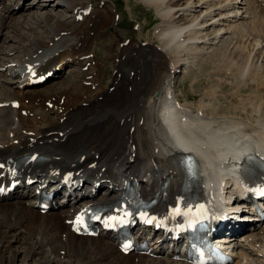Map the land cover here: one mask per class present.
<instances>
[{
  "label": "bare ground",
  "instance_id": "1",
  "mask_svg": "<svg viewBox=\"0 0 264 264\" xmlns=\"http://www.w3.org/2000/svg\"><path fill=\"white\" fill-rule=\"evenodd\" d=\"M143 1L154 7L161 19L154 35L159 40L157 47L161 52L166 51L165 58L156 57L154 49L150 51L142 46L136 48V44L132 48L131 45H123L121 55L124 57L114 65L117 71L114 76H110L111 81L108 79L109 82H106L105 76L101 75L100 64L93 65V59L90 58H79L87 54L95 42L107 46L102 38L110 24L104 22L111 20L112 15L107 8L99 9V6H105L104 3L98 0L92 4V10L83 16V20L93 23L90 27L66 29L64 20H61V24L56 21L57 32L47 41L36 43L35 55L42 53L38 60L41 63L39 68L42 71L56 68L63 59L66 62L70 54L76 53L78 57L71 59L80 65V69L71 70L69 80L64 82L65 86L48 90L14 92L4 82H0V102L21 98L27 103L24 109L29 111L27 116L17 113L18 126L6 128L5 133L0 135V143L7 145L0 149V154L41 151L55 160L54 164L48 166V171H57L59 166H64L61 171L72 170L76 178H82L88 184L90 180L100 182L99 188L115 185L120 177H136L141 181L142 192L151 196L158 178L168 177L171 191L179 186L183 176L175 165L178 155L183 151L195 152L205 173L211 177L217 176L218 190L222 189L221 194L217 192V197L229 209L238 203L236 196L229 199L232 194L228 187L236 155L250 150L253 144L264 147V70H261L262 62L259 61L260 57L264 59V15L257 13L261 12L257 6L253 3L246 5L244 0ZM87 6L88 3L76 4L72 8L83 10ZM17 10L20 7L8 8L12 19H19L14 18L16 14H13ZM30 16L39 22L44 20L42 17ZM250 26L257 29L254 40H250L253 38L249 32ZM209 27L212 28V36L208 34ZM227 32L237 36L234 47L241 53L236 60L227 54L229 65L225 63L229 70L228 82L234 86L233 96L238 97V100H230L229 114H219L220 110L211 107L213 104L206 101H201L194 111L176 94V75L181 71L180 67L187 63L186 54L199 49L198 42L210 43ZM247 32L249 36L245 35ZM248 40L251 42L247 43ZM133 55H136L135 58ZM22 70L18 65L7 67L10 74L19 78ZM57 72H60V66ZM88 81L100 85L97 95L89 94ZM214 91L207 92L208 100L210 97L216 99L217 92ZM47 105H50L47 110L54 116L38 110L37 106L46 108ZM211 109L214 111L209 113ZM0 118V122L13 123L12 116L4 108H0ZM29 130L33 131L31 135L25 133ZM14 139H18L19 143L13 144ZM17 196V202L0 205L1 262L5 249L12 241L9 235H12L15 240L25 239L29 245L30 250L26 251L25 258L31 256L34 249L39 253L50 247L51 254L36 264H66L69 261L73 264L119 263L115 260L119 257L113 255L114 245L108 238L77 236L63 223L65 217L60 219L61 214L60 217L54 214L49 216L51 211L40 214L31 206L25 207L23 203L25 200L30 201L31 192L23 191ZM11 204L14 205L13 209ZM64 213L67 215L68 211ZM20 228L26 230L28 237H33V241L30 240L32 243L26 240L27 236L23 235ZM63 233H67L65 239L62 238ZM258 239L243 264H264V234ZM154 248L157 250L159 245ZM58 250H66L65 259ZM18 254L19 251L15 252L14 259ZM112 255L115 259L107 260ZM137 263L185 264L145 255H133L126 264Z\"/></svg>",
  "mask_w": 264,
  "mask_h": 264
},
{
  "label": "rangeland",
  "instance_id": "2",
  "mask_svg": "<svg viewBox=\"0 0 264 264\" xmlns=\"http://www.w3.org/2000/svg\"><path fill=\"white\" fill-rule=\"evenodd\" d=\"M25 1H27V4H36L38 0H25ZM57 1H55V0L54 1L53 0H39V3H38L39 5L40 4H47L49 6L47 8H41V9L36 8V10L32 11L31 13H28L30 10H26L24 12L25 15H21L22 11H20V12L16 13V15L19 19H12V17L10 16V18L13 20L12 22H10V19L7 17L8 14L7 13L5 14V16L7 17L6 21H5L7 24V27H3L1 30L0 63L7 61V60L16 62L17 60L21 59L24 55H27L25 52H27V51L30 52V50H33L32 52H36V49H37L36 43H40L41 41H43V42L47 41V39H50L51 36L57 32L55 30V29H57V27H56L57 22L56 21H58L61 24V20H64L65 21L64 25H65V27L67 26L66 29H68V27L71 28L72 26L76 25V23L71 24L72 23L71 11H70V9H69V11L67 10L68 12L66 11V8L68 7L67 2L65 0H59V4H58ZM75 1L79 2L81 0H71V3L74 4ZM92 1L94 2L95 0H92ZM5 2L6 3H12V5H13V3H15L11 0H5ZM88 2H90V0L82 1L78 4L84 5ZM96 2H98V0H96ZM0 3H1V1H0ZM49 3H51V5ZM105 4L107 5V7L104 6L103 9L107 8V10L110 11V13H111L112 18L114 16L113 9H116L117 11H119L121 13L118 17V19L120 20V22H119V28L120 29L116 28L115 26H113V28H112V25H111L112 18H111V20L107 19L108 21L106 20L104 22V23L108 22L111 25V26H109V29L107 30L109 32V34L112 32H114L115 36L116 35L119 36L122 34L123 36L121 38H127V40H129L128 45H131V48L135 44L140 45L139 41L147 42L145 44V46L144 45H141V46L143 48L145 47L147 49H150V51H152L154 49L153 51H154V55L156 57L159 55V58H161V59L165 58L164 55H165L166 51L161 52V50L157 47L159 45L158 44L159 40H158L157 36H155L156 35L155 32L153 33V30L155 31L156 25L161 21L160 17L156 13V10L154 7H152L151 5H147L143 0H105ZM5 5L8 6V4H3L2 8H3L4 12H7L8 8L6 10ZM29 15H35L37 17H42L44 19L43 20L44 23L42 21L41 22L37 21L36 19L32 18L31 16L29 17ZM14 18H16V17H14ZM47 19H50V21ZM82 23H83L82 25L87 26L86 25L87 22L82 21ZM0 25H1V23H0ZM77 25H80V24H77ZM79 27H77V28H79ZM254 28H255L254 26L249 27V32L251 33V35L253 37V38H250V40L251 39L254 40V37H256L258 34L256 32L257 29L255 30ZM207 31H208V34L210 36L213 35L212 34V28H210ZM93 35H94V33H92V36ZM245 35L249 36L248 32ZM107 36H109V35H105L103 40L105 39L104 41L107 40V42H108V39H106ZM227 37H228V39H227ZM236 37L237 36H235L234 33H231V32L224 33L222 35V37H220V39H216L214 41L211 40L210 43L198 42L197 44L199 46V49H197V50L193 49L190 51L191 53L186 54L187 63L182 65L181 67L183 69L180 67L181 71L177 73L178 84H177L176 94H178V96L180 97L182 102H186V104L188 103V107H192V108H195L197 110V107L199 105H201L200 104L201 101H203V102L206 101V102H209L210 104L214 105V106L211 105V107L218 108L220 110L219 114H223V113L229 114L228 109H230V107H231L230 100L234 99L236 101V100H238V97L234 98V96H233L234 86L232 87L228 82L229 77H227V76H229V73H228L229 70L226 69V65L227 64L229 65V62H228L226 57L229 56L230 58H235V60H236L237 56H239L241 54V53H238L239 51L235 50V47H234V44L236 43V40H237ZM111 38H113L112 40L114 43L118 42L117 39L113 35H111ZM250 40H248L247 43L251 42ZM121 41H123V39H121L120 42ZM133 42H135V43L133 44ZM98 44H99V42H98ZM98 44H94L92 47L93 53H96V55H97V60H96L97 62H95L94 60L91 59L92 64L95 65V63L98 64V62H100V63L102 62L101 64L103 66V63L106 62V60L103 62V59H107V65L105 68H103L104 73H102L101 75L103 77L105 76L106 82H109L110 78L112 77V76L110 77V75H112L115 71L113 68L114 65L112 67L111 64L117 63L120 45L113 44V46H111V48H109V46L106 42H105V44H107V46H103L101 44L98 45ZM118 44H119V42H118ZM231 47H233L235 51ZM122 48H123V45H122ZM194 50H196L197 52ZM232 50H233V52H232ZM130 51L131 50H129V52ZM133 52H136V51H133ZM133 52H132V54H133ZM157 52H159V53H157ZM234 52H236V53L232 54ZM200 53H201V55H199ZM91 54H92V52H91ZM227 54H228V56H227ZM78 55L79 54H76V53L72 54V55L70 54L69 57L66 58V60H65L66 62H64V64L69 63V62H67V60H69V61L71 60L72 63H75V61H73V59H71V58L78 57ZM136 55H133V57L135 58ZM113 56H117V57L114 58ZM240 56H239V58H240ZM108 58H110V59H108ZM143 58H144V55H143ZM259 61L262 62L261 63L262 64L261 70H264L263 69L264 68V59H262V57H260ZM222 62H224V63H222ZM218 63L220 64V68H218L219 67ZM221 63H222V65H221ZM225 63H226V65H225ZM75 64H77V62ZM77 65H78V67L74 66V65L69 66L67 68L68 69L67 71H65V72L63 71L61 73V75L55 77L53 80H51L49 83L41 86L39 89L48 90V89H52V87L55 88L56 86H59V87H61L62 85L65 86L66 84L64 82L69 80L71 70H78V68L80 69V65L79 64H77ZM88 65H89V63H88ZM90 66H91V62H90ZM215 66H218V67L216 68ZM74 67H77V68H74ZM69 69H70V71H69ZM6 70H7V67H6ZM60 70H61V68H60ZM222 70H224V71H222ZM225 70H227L226 73H225ZM68 71H69V74H67ZM116 71H117V69H116ZM116 71H115V73H116ZM217 71H218V73H217ZM57 73H59V72H57ZM10 75H12V74H10ZM12 76L15 77L16 75H12ZM7 77H9V76H7V75L1 76L0 82H2V83L4 82V84L6 86H9L10 88H12V90L14 92H16L15 84L9 82L11 80L6 79ZM221 79L223 81H221ZM225 81H226V83H224ZM87 88H89V87H87ZM214 89L217 92L216 99L214 100V97H210V100H208L209 97L206 96L207 92L210 90L215 92ZM94 90H95L94 86H91V90L89 89V91H90L89 94L95 95L98 92L97 91L98 89L95 90V92H91ZM99 91H101V89ZM130 91H131V89H130ZM247 94H248V92L246 93V95ZM18 95H20V94H18ZM211 99H213V100L211 101ZM193 104L196 105V107H194ZM224 110H225V112H224ZM39 111L41 112V110H39ZM212 111H214V109H211V111H209V113H211ZM234 111H235V109H234ZM45 114L51 115L52 113H51V111H47ZM52 116H54V115L52 114ZM60 123H62V121H60ZM15 125H16V123L13 125V127ZM13 127L10 126L9 128H13ZM0 134H1V131H0ZM10 203H12V202H10ZM3 205H7V204H3ZM13 206H14L13 204L10 205V207L12 209H13ZM50 214L51 215H49V216H52V214H54V215H57L58 217H60L59 216L60 213H57V212H53ZM60 219H63V218L60 217ZM22 228H23V226H22ZM22 228H20L21 232L23 233L24 236H27L28 234L25 233L22 230ZM16 230L18 231V233L20 232L18 229H16ZM66 235H67V233H63L62 238L65 239ZM15 236H17V235H15ZM9 237H10V240H12V241H11L9 247L5 249L3 257H2V262L0 260V264H34V263L36 264V262L45 260L51 254L50 247H46L47 249L45 248V250H43L39 253H37V250L34 249L33 252H31V256H28V258H25V254L27 253L26 251L30 250L29 245L27 244V242H25V239H24V241L22 239L15 240L16 238H13L12 235H9ZM27 238L28 239L30 238V239L28 240ZM32 238L27 236L26 240L29 241L30 243H32L31 242V241H33ZM86 241L87 242H94L96 240H90V241L86 240ZM20 250H21V252H20ZM17 251H19V254L14 259L13 255ZM58 251H59L61 257L64 258L65 256H63V255H65L64 253L66 250H58ZM117 255L114 257L118 258ZM105 256H108V254H105ZM119 257L121 260H119V258L118 259L113 258V255H112L111 257H108L107 260H109V258H113L117 261V263L119 262L118 264H126L129 260H132V258H133V256L123 257L122 254H119ZM0 259H1V257H0ZM69 262H67L66 264H73L72 262H70V263ZM111 262H113V261L111 260ZM86 263L89 264L88 262H86Z\"/></svg>",
  "mask_w": 264,
  "mask_h": 264
}]
</instances>
